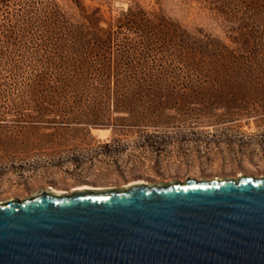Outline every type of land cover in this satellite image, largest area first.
<instances>
[{"label":"rangeland","instance_id":"1","mask_svg":"<svg viewBox=\"0 0 264 264\" xmlns=\"http://www.w3.org/2000/svg\"><path fill=\"white\" fill-rule=\"evenodd\" d=\"M127 11L177 32L116 26ZM0 24V199L83 184L264 175V79L217 74L212 50L264 64V0H0ZM106 36L105 83L88 70L68 92L31 91L37 74L46 82L70 75L58 64L74 57V42L83 51ZM115 79L128 84L115 91ZM141 79L140 88L132 83Z\"/></svg>","mask_w":264,"mask_h":264},{"label":"water","instance_id":"2","mask_svg":"<svg viewBox=\"0 0 264 264\" xmlns=\"http://www.w3.org/2000/svg\"><path fill=\"white\" fill-rule=\"evenodd\" d=\"M0 264H264V175L0 199Z\"/></svg>","mask_w":264,"mask_h":264},{"label":"trees","instance_id":"3","mask_svg":"<svg viewBox=\"0 0 264 264\" xmlns=\"http://www.w3.org/2000/svg\"><path fill=\"white\" fill-rule=\"evenodd\" d=\"M128 14H130V12L125 13V15L128 16L127 20H125L124 22L120 24H116V26L121 27L125 25L130 28L136 27L139 29H140L139 26H144V28L151 26V28L153 29V32L155 31V33L158 35H163V34H166L167 32H171L175 34L177 32V28L175 30L174 24L172 23H169V22L158 23L155 26V25H152L150 22L142 23L140 21H135L132 14L130 15ZM0 25L2 26L3 24H0ZM141 29L143 30V28ZM106 30H110V29H106ZM2 31H3L2 37L4 38V41L12 45L13 44L12 33L14 32L9 28H4V30ZM170 40L179 41V39L176 37L173 40L170 37ZM109 42H110L109 36H106L103 39L99 37L90 39V40L88 39V41L84 43L85 45H83L84 46L83 51L82 49H77L75 45L76 42H74V44L69 47L71 48L70 52L73 54L74 57L70 60H67L63 56L64 59H61V61H59V64H58L60 68H65V67L71 68V70H69L68 72L70 73V75L60 74L61 72H59L57 77L54 78L52 82H46V79L44 78L45 77L44 73L37 74L32 79V83L30 84L31 91H33L34 93H37V95H42V94L51 95V94H56V93H61V92H66V91L68 92V90H73L74 80H79V77L81 79L82 75L86 74L88 70H90L94 75L98 77L99 82L103 81L105 83V80L107 81L108 79L106 72L109 71V62H108V57H107ZM195 48H193V50ZM2 50L3 49L0 48V54L3 53ZM189 50H192L190 46H189ZM212 50L215 52V55H217L215 57L218 58L217 62H219L217 63L218 65L213 66V69L216 68L215 72L217 74L221 72L228 73L227 74L228 79H232V80L242 79L244 81H259L261 79H264V64H253L251 63V61H249L247 57L242 56V54L237 53L234 50L233 52L227 51L228 53H224L225 47H222L220 49L215 48V50L212 48ZM191 52L192 51H190L191 60L194 61L195 56H194V53L192 52L191 54ZM219 58L221 59V61H219ZM190 70L192 73H194L195 76H197L196 73L198 74V71L199 72L202 71L200 70V68L197 67L196 63L192 64ZM201 77L199 76L198 79H200ZM124 83L128 84V81L125 80V82H123L118 79H115L114 90L115 91L121 90L123 87H125ZM132 83L134 85L138 84L140 88V86H143L145 81L144 79H141V80H135ZM43 109L44 107L41 105L37 107L36 112L42 115Z\"/></svg>","mask_w":264,"mask_h":264},{"label":"bare ground","instance_id":"4","mask_svg":"<svg viewBox=\"0 0 264 264\" xmlns=\"http://www.w3.org/2000/svg\"><path fill=\"white\" fill-rule=\"evenodd\" d=\"M93 130H97V131H99V132H101V133H103V132H105V131H107L108 129H106V128H99V129H93ZM135 181H137V182H141V181H144V180H142V179H138V180H135ZM134 181V182H135ZM81 187H88V186H90V185H86V184H83V185H80Z\"/></svg>","mask_w":264,"mask_h":264}]
</instances>
